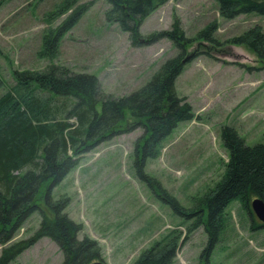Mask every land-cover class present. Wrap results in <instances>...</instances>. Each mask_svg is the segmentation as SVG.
<instances>
[{"label": "rangeland", "instance_id": "1", "mask_svg": "<svg viewBox=\"0 0 264 264\" xmlns=\"http://www.w3.org/2000/svg\"><path fill=\"white\" fill-rule=\"evenodd\" d=\"M61 3L0 0V95L14 84L16 70H42L50 63L96 75L106 94L128 95L181 52L169 38L142 41L176 23L190 40L181 52L183 59L197 53L175 79L177 95L194 114L177 123L161 142L158 156L147 160L145 171L181 205L194 209L195 199L213 189L224 172L228 150L221 138L223 125L234 127L247 145L264 140V67L245 45L231 43L253 25L264 30V16L251 12L225 19L215 0H165L142 20L134 43L129 32L105 19L110 7L106 0H79L60 14ZM77 5L82 14L61 37L57 56L38 57L44 33ZM213 20L218 43L197 39ZM141 133L136 126L98 143L53 187L54 198L69 199L65 213L80 223L77 237L95 240L100 260L107 264H132L155 242L175 235L179 245L169 264H264V226L236 200L224 211L214 249L208 258L203 255L207 234L202 224L193 226L196 216L177 214L135 175L134 143ZM40 221V213L32 212L13 238L0 244V254L6 246L33 237ZM63 260L59 244L41 236L6 264Z\"/></svg>", "mask_w": 264, "mask_h": 264}, {"label": "trees", "instance_id": "2", "mask_svg": "<svg viewBox=\"0 0 264 264\" xmlns=\"http://www.w3.org/2000/svg\"><path fill=\"white\" fill-rule=\"evenodd\" d=\"M78 1L62 0L60 14ZM106 1L110 7L105 19L129 32L136 43L142 20L165 0ZM215 1L225 19L251 12L264 16V0ZM82 11L77 5L67 18L44 33L38 57L52 60L57 56L61 37L76 24ZM216 28V21H211L197 39L218 43L213 35ZM163 37L174 41L181 52L190 42L176 23L142 41ZM231 43L245 45L264 67V30L260 25L249 27ZM181 52L166 59L143 86L120 97L106 94L96 75L55 63L42 70L14 72V84L0 95V244L10 241L32 212L38 211L41 221L33 237L3 248L0 264L8 263L41 236H49L59 244L64 253L62 264L100 260L98 243L89 237H77L81 225L65 213L69 199L54 198L52 189L77 165L84 152L136 126L142 133L134 143L135 175L177 214L196 216L193 226L202 224L207 234L203 249L206 258L218 241L224 211L232 201H238L254 221L250 202L256 197L264 201V140L247 145L234 127L223 125L221 138L228 150L224 172L213 189L195 199L194 209L181 205L145 171L147 160L158 156L161 142L177 123L193 118L191 106L175 88V79L186 63ZM177 239L175 235L166 241L158 240L132 264L171 263L179 245Z\"/></svg>", "mask_w": 264, "mask_h": 264}, {"label": "water", "instance_id": "3", "mask_svg": "<svg viewBox=\"0 0 264 264\" xmlns=\"http://www.w3.org/2000/svg\"><path fill=\"white\" fill-rule=\"evenodd\" d=\"M194 53H189L186 57H184L183 62L190 59ZM250 208L252 212L256 215V217L264 223V201L258 197L254 198L250 202ZM90 264H107L106 262L102 260H96L91 262Z\"/></svg>", "mask_w": 264, "mask_h": 264}]
</instances>
